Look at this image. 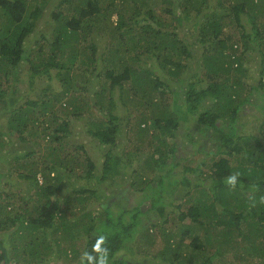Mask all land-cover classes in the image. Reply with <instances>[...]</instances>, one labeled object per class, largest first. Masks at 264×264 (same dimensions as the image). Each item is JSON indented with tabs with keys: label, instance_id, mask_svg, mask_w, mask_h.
I'll list each match as a JSON object with an SVG mask.
<instances>
[{
	"label": "trees",
	"instance_id": "trees-1",
	"mask_svg": "<svg viewBox=\"0 0 264 264\" xmlns=\"http://www.w3.org/2000/svg\"><path fill=\"white\" fill-rule=\"evenodd\" d=\"M151 1L0 0V114L6 118L0 122V264H149L163 236L166 247L151 260L161 262L151 264H215L218 253L211 252L221 241L235 244L244 264H264V104L250 97L257 91L264 99V68L259 86L241 78L244 58L264 47V0H161V7ZM47 13L51 19L42 23ZM243 16L250 24L243 25ZM188 22L198 32L182 40L175 31ZM34 34L40 39L25 46ZM25 64L28 72L21 70ZM80 65L92 74L106 65L94 102L73 95L76 76L87 77ZM23 73L30 88L40 86L36 77L48 78L39 100L22 104ZM60 106L67 118L51 122L59 124L51 131L45 121ZM76 115L86 116L88 134L107 148L103 163L84 143L65 152ZM241 116L249 122L239 123ZM193 118L197 134L180 145V122ZM156 129L154 142L150 130ZM123 133L131 136L128 155L114 151ZM40 149L41 163L30 162ZM196 155L202 158L195 161ZM182 193L197 203L177 213L193 224L184 241L166 227L155 234L154 215H169L167 207L178 206L172 201ZM203 197L212 206H200ZM248 199L249 207L242 203ZM201 207L211 223L201 220ZM212 226L217 233H207Z\"/></svg>",
	"mask_w": 264,
	"mask_h": 264
},
{
	"label": "rangeland",
	"instance_id": "rangeland-1",
	"mask_svg": "<svg viewBox=\"0 0 264 264\" xmlns=\"http://www.w3.org/2000/svg\"><path fill=\"white\" fill-rule=\"evenodd\" d=\"M151 3L156 4L157 6L161 7V0H152ZM243 18H244L243 22H242L243 25L250 24L248 22L247 18H245V16H243ZM50 19L51 18H49V15L47 13L46 16L44 17V20H43L42 23H44L45 20H50ZM114 20H117V19L114 18ZM185 24H187V25L182 26L178 30L175 31L176 33L179 34V37L182 40L190 39V37H188L189 35H187V34H194V33L197 34V32H198L197 29H195V30L193 29L194 25H192L190 22L185 23ZM247 26H251V25H247ZM189 29H191V30H189ZM104 31H105L104 28L100 27L99 33H101V32L103 33ZM48 33H50V32L48 30H46L45 34H48ZM230 34H232V32ZM31 38L32 39H30V40L26 39V45L25 46H27V44L34 43L35 40H39L40 39V35L39 34H34ZM95 40H96L95 43L97 45L98 39H95ZM191 40L195 41L196 38H194V39L191 38ZM103 44L104 43H102V45L100 44V46L98 47V53L99 52L101 53L104 50L105 47H103L104 46ZM239 47H240V45H239ZM239 49L241 50V48H239ZM261 51H264V47L261 48V49L259 47L257 49H254V51H250L249 52V56H246V58H244V61H243V64H242L241 68H242V70L245 71V73L243 74V76H241V78H243V82H245V84L248 85V86L249 85L259 86L258 82H259V80H260V78L262 76L261 75V71L264 68L263 64H261L262 59H264V57L262 56ZM105 66L106 65H102V67L98 68L99 69L98 73L101 74V72L104 71L103 69L105 68ZM79 67L80 68L77 69L78 72L83 74L84 71H85V73H86V70H87L86 68H88V66L80 65ZM29 68H30L29 64H25L24 67H22L21 70L23 72H28ZM91 68L93 69V67H91ZM91 68H89V69H91ZM98 73L92 74V73L88 72V73H86L87 77H85V78H82V77L78 78L76 76V81H75V84H74L75 89L73 91V95L74 96L82 95L83 97L88 96V98H90L92 100V102H94L95 101L94 99L97 96L96 92L101 90V88H102L101 86L103 84L105 85L104 76H103L104 74L103 75L101 74L102 76L99 77V76H97ZM55 74H56V71L54 70V75ZM234 77H235V75L232 74L231 75V79H235ZM262 78L264 79V76ZM21 80L25 81V84H21L22 86H20L21 89H22V92L25 93V96H24L22 104L26 103L27 100H29V99L30 100H39L40 97H38V95L40 93H39L38 90H40L42 87H44L46 84H48V81H46V80H48L47 77H42V78L36 77L35 81H37L40 86H38V87L36 86L35 88L34 87L30 88L28 86L29 85L28 76L25 73L22 74ZM52 84L55 85V87H56L55 90H57L58 92H61L63 84L57 78L53 79ZM176 88H177V90H179L178 87H176ZM249 90H250L249 87L246 88L244 94L247 93ZM179 91H181V90H179ZM118 93L119 92H117V94L115 95V98L119 97ZM40 96H41V94H40ZM250 97H251V101L252 102H255V103H258V104H264V99L261 98L258 95L257 91L253 92V94ZM98 99L102 100V97H99ZM103 101H105V98H104ZM154 102L157 103L159 106H162V107L166 106V105H163V102L160 99H155ZM62 104H64V106H66L65 104H67V103L63 102ZM67 107L70 108L69 109L70 111L74 110V107L72 105H68ZM84 107H86V106H84ZM168 107H171V106H168ZM245 108H246L247 111L251 112L252 114H256V115L260 116L261 112L259 110H257L256 108L251 107L249 105H246ZM60 109H63V108H61V106L59 107V109L57 110V115H55L54 113L53 114L51 113V115L48 116V119H50L52 121L46 120L45 122H46L47 126L51 125V122L56 120V118H59V120H61V119L65 120L67 118V117H64L62 115L63 112L60 111ZM81 111H83V110H81ZM81 111H77V112H81ZM86 115H88V114H86ZM68 118H70V117H68ZM72 118H70L71 119V121H70L71 122V135L66 139V141L70 142V144H68L66 146V151H65V149H64V151L68 153L69 151H72L74 149L73 148L74 146L79 145V143H84V145L86 146L85 149L87 151H89L90 155L93 156L95 161L97 163H98V161L103 163V161L105 159L104 156L107 153V148H103L101 146V144L98 142L97 139H95L94 137H91V135L88 134L87 126H89V125H87L88 124V120H86V116L82 117V116L76 115L75 118H73V119ZM5 119L6 118H3V116L0 114V122L3 123V120H5ZM238 121H239V123L246 122V121L249 122V119H248V116H245V117L241 116ZM250 122H251L250 124H253L252 130L253 129H258V125L259 124H258L256 119L255 120L251 119ZM247 124H249V123H247ZM42 125H44V122H43ZM58 125L59 124L51 125L50 126L51 127V131L56 130ZM186 125H187V127H186ZM198 129H199V127H198V123H197V118L190 119L187 122V124H186V122L181 121L180 122L179 132H178L179 133L178 134V136H179L178 140L180 141L179 144L182 145L183 140L184 139L186 140V135L187 134H190V133H193V134L196 133L197 134ZM41 132H44L43 128H41V130L39 131V134H42ZM159 135H160L159 130H157V129L156 130H150L151 140H153L154 142L157 141V137L156 136H159ZM130 138H131V136H130ZM130 138L126 135V133H123V135H121V137L117 141L118 145L114 149L116 154L120 153L123 150H125L124 151L125 155H128V152H127L128 149H125L124 146H125V144H128ZM168 138H169V136L168 137H163L164 140L165 139L167 140ZM50 142L51 141L46 137V140H44V144L47 145ZM19 147H18V149H19ZM38 151H40V152L37 153L36 155H34V157L29 160L30 162L33 161L35 163H41L42 159L45 157V152H44V150H41V149L38 150ZM75 153L78 154L77 151ZM201 158L202 157H200L199 155H196L194 160L198 161ZM125 160H127V158H125ZM184 164H185V162H184ZM4 167H5V165L2 164V162H0V173L5 171ZM124 176L125 175H123L121 177V178H123L121 180V183H122L123 186L126 187L129 184V180L126 179V177H124ZM191 178L194 179L193 176H191ZM120 179H118V180H120ZM210 187H209L210 191H209L208 195H210V198H211L214 195L215 191H214V188H210ZM228 188H229V185H228ZM167 192H168V190H167ZM171 192H172V190L170 192H168V193L165 192L166 195H164V196H167V195L171 194ZM217 193L220 194L221 191H217ZM185 194L186 193H182L181 195H176L174 197L173 201L171 200L172 202H174L178 206H180V208L178 206L167 207V209L165 208L167 210V211L165 210L166 213H169V215H166L165 217H163V216L161 217L159 214L154 215L155 219L152 222L157 224V228H155V230H154L155 234L156 233H161V232L164 233L165 230H163V228L166 227V232H173V234L176 233L177 236H179L178 237V241H180V239H181L182 242L184 241L185 235H183V233L187 232L188 230H190L189 227L192 226L193 224L190 222V220H191L190 216L187 215V219L188 220L183 222L181 219L177 218V213H182V212H187L188 213L189 210H190V207L193 204H197V203L194 202V199H192L193 201L190 200V202H188L189 199H187ZM250 196H252V195L250 194ZM246 198H249V196H246ZM169 199L170 198L168 197V199H163V201L166 200L165 202H167ZM228 199H229V201L232 200V198H230V197ZM249 199L245 200V201L243 200L242 203L244 202L243 204L245 206H248ZM201 200H202L201 204H199L200 206H205V205H208L209 203H211V206H212V203L214 202L211 199H208L209 200L208 201L205 197H203ZM168 203L166 205H168ZM250 205L251 204H249V206ZM204 209H205L204 207H201L202 211ZM216 209H218V208H216ZM117 210H118V207H116V212H117ZM200 215L202 217L201 220H205L206 223H211V221L209 219L210 216H209V213H207V211L201 212ZM166 219H169V223H166V225L162 226L161 225L162 221H164V220L166 221ZM199 221H200V219H199ZM158 224H159V227H158ZM195 225L198 226L197 222L195 223ZM217 232H218V230L215 228V226H212V228L208 229V231H207V233H209V234H215ZM248 232H249V229L246 230L245 234H247ZM70 233H73V231L70 232ZM198 234L206 235L205 231H203V232L200 231ZM73 235H75V232L73 233ZM211 236H213V235H211ZM211 236H208V237H211ZM63 239H66L65 241H69L70 240L69 237H67V238L63 237ZM164 239H165L164 236L161 238V240L158 239L159 243L155 247H153L154 257L149 258L150 259L149 264H151L152 262H157V263L161 262L160 258H157L154 261H151V260H153V258H155V255H156L157 252L163 251L165 249L166 243L162 242ZM221 239L222 240H227L228 236H226V237L224 236ZM65 241L63 243L67 244V242H65ZM79 244H80L81 247L82 246L84 247V242H80ZM234 245H228V244H226L225 242H222V241L217 243V244H215L214 245V249L211 252V254L218 253V255H217L216 259H215L216 260L215 264H244V262H245L244 259L241 260V258L238 255L239 252H237L236 248L234 249ZM247 247H248L247 241L244 238V240H243V248H247ZM183 248L187 249L185 251H190L191 253L193 251L192 248L187 246V245H184ZM139 255H140V257L144 256V254H139ZM202 256H200L199 258H201ZM199 258H197L196 260H198Z\"/></svg>",
	"mask_w": 264,
	"mask_h": 264
},
{
	"label": "clouds",
	"instance_id": "clouds-1",
	"mask_svg": "<svg viewBox=\"0 0 264 264\" xmlns=\"http://www.w3.org/2000/svg\"><path fill=\"white\" fill-rule=\"evenodd\" d=\"M235 181H236V177H231L229 183L235 184Z\"/></svg>",
	"mask_w": 264,
	"mask_h": 264
}]
</instances>
